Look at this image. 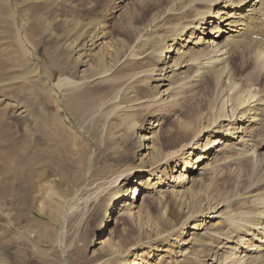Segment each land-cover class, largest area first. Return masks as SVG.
Listing matches in <instances>:
<instances>
[{"label":"bare ground","instance_id":"bare-ground-1","mask_svg":"<svg viewBox=\"0 0 264 264\" xmlns=\"http://www.w3.org/2000/svg\"><path fill=\"white\" fill-rule=\"evenodd\" d=\"M165 14L168 19L163 24L153 21L141 30L129 24L125 30L134 38V45L126 55L110 51L107 32L96 27L79 45L80 67L75 81L63 78L53 82L54 76L48 75L37 51L21 41L33 62L15 79L0 80V95L8 99L0 97V146L10 139L6 127L9 116L15 115L28 127L38 117L35 125L43 127L41 115L30 101L37 99L34 86L41 79L47 87L42 96H55L62 105L73 99L67 97L70 94L78 93L77 98H82V85L113 82L112 99L104 105L110 107L107 115L115 120L117 138L135 165L117 172L96 189L87 191L84 185L73 198L57 201L55 209L60 211L55 219L63 226L58 246L63 249L65 245L68 221L105 199L112 209L108 217L102 211L103 227L92 232L88 243L95 264H114L127 255L125 252L135 255L130 264H158L154 260L161 259L158 252L164 251L168 264H264V0H175ZM66 25L72 31L81 27L79 23ZM18 28L21 35L22 26ZM232 57L241 61V69H236ZM127 61L134 67L144 61L155 66L128 73L126 79H108L117 65ZM147 81L154 85H146ZM18 84L23 86L15 89ZM191 91H208L212 97L187 110L182 100ZM8 92L11 94L6 95ZM146 92L150 96L142 97ZM24 94L28 103L21 106L18 98ZM215 136L218 138L212 143ZM40 152L37 147L35 154ZM3 161L13 168L11 173L20 171L19 156H5ZM28 162L31 176L40 164L36 156ZM240 165L249 177L245 176L248 178L242 186L243 182H238L239 189L221 188L204 195L192 190L198 176V181L210 182ZM130 181L133 184L127 194ZM167 185L171 191L164 189ZM13 186L14 182L0 189V195L13 201ZM85 191L91 193L86 197ZM144 191L159 198L171 193V202L179 209L178 223L164 219L161 225H150V231L125 250L131 243L125 244L117 235L115 240L112 224L120 213L128 217L132 211L141 220L136 203ZM99 233L105 235L96 240Z\"/></svg>","mask_w":264,"mask_h":264},{"label":"rangeland","instance_id":"rangeland-1","mask_svg":"<svg viewBox=\"0 0 264 264\" xmlns=\"http://www.w3.org/2000/svg\"><path fill=\"white\" fill-rule=\"evenodd\" d=\"M174 1L0 0V80L15 79L31 67L33 61L20 44L24 40L37 51L48 75L54 76L53 82L63 78L75 81L80 67V60L77 59L79 45L88 39L91 31L102 27L107 32L106 42L110 45V51H120V55H126L134 45V38L125 30L129 24L141 30L153 21L165 23L168 19L165 12ZM66 22L79 23L81 27L78 31H72V27H68ZM20 26L22 38L18 33ZM199 34L198 32L196 38ZM231 60L236 69H241L239 59L232 57ZM118 66L108 79H126L128 73L143 72L155 65L151 61H144L134 67L127 61ZM44 80L41 79L34 86L38 92L35 96L37 99L30 98L34 111L41 115L43 127H36L38 117L33 118L31 127H28L15 115L9 116L6 127L10 139L0 146V189H5L14 182L15 194L13 201L8 200L5 194L4 197L0 195V264H95L90 256L88 243L93 237L92 232L103 227L100 224V214L105 211V217H108L112 206L107 207L108 202L104 199L101 204L93 203L85 208L83 216L76 213L67 223L65 245L61 249L57 239L63 226L57 221L58 218L55 219L60 211L55 209V204L60 199L73 198L84 185H87V191L96 189L101 182L112 178L117 172L135 165L117 138L118 128L113 124L115 120L107 115L110 107L104 105L112 99L111 91L115 83L96 87L95 84L82 85L79 90L83 93L82 98H77L78 93L70 94L67 97L73 99L69 101L68 98L66 105H62L55 96L51 95V99L42 96V93L47 92ZM152 84V81L146 83L148 86ZM21 86L23 85L18 84L15 89ZM5 94L10 95L11 92ZM149 94L146 92L141 95L144 97L150 96ZM187 94L182 105L191 111L193 107L201 106L212 97L208 91H191ZM2 98L8 100L6 97ZM18 99L21 106L28 103L26 94L20 95ZM161 118H157V121ZM217 138L215 136L212 143ZM37 147L41 149L39 154H35ZM5 156L21 158L17 174L11 173L13 168L3 161ZM31 156L37 157L41 167L36 165L38 172L32 175L30 170L29 176L28 161ZM241 166L221 173L210 182H200L198 180L201 177L198 176L192 190L204 195L217 193L221 188L239 189V183L243 182L240 186L244 185L249 177V172ZM174 174L177 175L175 172ZM132 184L130 181L127 185V194L130 193ZM164 189L171 191L169 185ZM87 191L84 192L86 197L91 193ZM168 194L159 198V195L153 196L144 191L139 203H136L141 209V220L134 216V211L128 217L123 213L117 216L115 224H112V232L115 240L117 235L124 239L125 244L127 241L131 243L125 250H130L143 233L150 231V225H161L164 219L173 224L178 223L179 209L175 202H171V193ZM101 205L105 206V210ZM83 206L80 205L81 208ZM104 221L103 219L102 224ZM106 234L109 235L110 231ZM104 235L99 233L95 239ZM173 247L179 251L176 244ZM164 248L167 249L168 246ZM125 253L127 255L114 264H130L135 259V255L132 257L128 252ZM158 253L163 257L166 255V251ZM163 257L160 259L158 256L154 262L168 264L169 256ZM173 257L175 254L170 260Z\"/></svg>","mask_w":264,"mask_h":264}]
</instances>
